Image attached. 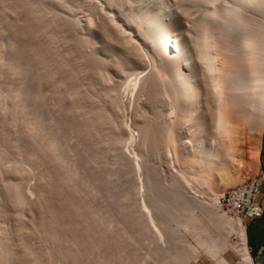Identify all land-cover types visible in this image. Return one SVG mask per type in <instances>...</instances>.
I'll use <instances>...</instances> for the list:
<instances>
[{"label": "bare ground", "instance_id": "6f19581e", "mask_svg": "<svg viewBox=\"0 0 264 264\" xmlns=\"http://www.w3.org/2000/svg\"><path fill=\"white\" fill-rule=\"evenodd\" d=\"M92 1L46 0L39 3L34 1L40 5L42 11L52 12L58 19L63 17L61 19L63 22H65L66 18L69 20L70 17L69 21L66 20L63 23L64 25L62 24L63 26H59L61 25L60 22L59 25L57 23L58 26L56 27L61 28L60 38L65 39L66 43H70L68 47L71 46L72 48L68 49L71 52H68L67 47L63 48L60 46L65 51L54 47V43L52 44L51 41L56 35H54L53 29H49V27H46L47 29L39 28V16L37 18L35 17L36 15L34 16L35 18L31 17V21H28L29 24L26 26L28 27L26 32H31L32 30L36 32L37 36H44V39H49V43H45V45H48L44 49L45 51H39L38 46H34L35 43L34 45H24L25 49H23L31 50L35 53L36 57L39 56L40 59L44 60L42 62L46 63V73L44 71L42 73L41 71L40 76L49 77L50 80H53V78L58 77L67 68L64 72L66 74L64 78L62 74L58 79L62 77L63 79L59 81L60 84H64L65 87L69 86L67 87L70 90L67 89L68 95L64 96L60 89H56L55 92L53 91L54 95H50L54 96V98L49 97V99L52 98L53 100L50 99L51 101H60L62 104H67L68 102L71 105L66 110L74 118V131L79 135L81 141H84L85 145L87 143L86 147L89 146L90 160L92 162H99L97 160L105 158L103 152L99 150H102L101 146L100 148L98 147L101 142H104L102 140L106 139L108 144L111 143L116 146V144L121 145L123 142H126L125 140L127 139L124 134L125 129H122L126 121L123 120L124 116L122 118L121 111V118L120 116L115 117V112L123 108L121 103L127 96L124 98L121 95L124 98L121 100L122 97H119L121 90L120 92L118 91L119 87H116V89H118L117 92L120 94L115 92L112 95V90L115 91V89H112L114 85L123 86L119 81L122 80L123 82L127 77L124 82V95H126L127 91L134 97L133 101L136 99V103H138H133L136 107L133 105L134 110L132 108L131 111H134L133 115L135 118L131 115L134 118V122L130 123L129 121L130 124H127V129L129 128L128 131L130 132L128 142L133 144L139 139V145H137L139 151L137 152L141 150V154L136 152L132 154V151H130L133 156L136 155V159L129 157L132 160L128 158L127 160V153H122L124 149L122 148L124 146L122 144V147L119 146L122 149H119H121V153L124 155H120L119 157H121L120 159L124 163L128 162L127 165L131 166L130 169H132L131 171L134 170V174H136L135 169L139 173H137L138 176H136L137 174L135 175V179L129 181L133 183V188L136 189L135 192L138 191V194L141 195L140 198V195L137 194L139 197H136V199L139 200H135L134 202L136 211L132 222L133 226L139 230H137L140 233L139 235L142 234V237H147L148 240L150 239L152 243L156 244L155 251L161 258H170L169 263L166 261L164 264H189L199 259L200 256L196 255L198 252L196 250L198 249L187 247L188 242L183 237L185 233H183L182 229H185V231L193 229L201 238L203 237V243H201L203 246L202 254L204 253L214 264H232L226 257L229 251H232L237 256L238 260L236 264H254L246 236V225L249 220L245 218V208L238 201L237 196L241 195V192L251 190L252 184L260 179L259 175L245 183L240 181L243 184L238 182L244 162L241 159L243 156V152L241 153V141L243 142V138H241L243 135L242 129L244 127L245 129L247 128L248 134H250V130L255 131L260 135L259 138H261L264 128V0H189L187 4L183 3L182 0H99L100 2L95 0L99 2L100 6L95 1L91 4ZM12 2H15V5L21 4V2L22 4L23 2L34 4L31 0H12ZM32 7L34 6L32 5ZM63 8L68 9L69 17L65 18L66 12H64ZM16 9L14 10L17 12ZM81 10L83 12L84 10L88 11V14H83ZM76 11L80 14L81 18L84 15L85 19L79 18V14L77 15ZM96 15L101 17L100 21L97 20L98 17ZM71 30L75 34H70L72 33ZM57 49L62 50L63 53L66 52L69 56L65 60H63L64 57L61 58L63 60L61 63L55 59L56 57H53L56 52L58 55L59 51ZM143 51H145L144 55L147 53L145 55L148 56L147 60L143 59ZM62 52H59V56L63 55ZM71 55L73 57H70ZM2 59L0 58V74L3 71L5 72ZM74 60L78 61V63L74 64ZM145 61L150 62L149 66L151 70L146 69L150 68L149 66H143ZM71 65L73 69H70ZM42 67L44 66L42 65ZM140 68H143L144 71L145 69L149 70L150 72L144 75L146 71L140 72ZM8 69H11V74H15L16 76H22L25 72H23L22 66L16 63H13ZM42 70L44 69L42 68ZM107 73L109 75L110 73L113 74L112 76L110 75L111 77L116 76V78H121V80L115 78L116 81L112 78L115 83L112 85V88L104 86L105 84L101 85L103 87L100 86L104 82L99 83V81L104 80L107 82L108 77L106 76L107 79H105ZM124 76L123 80L122 77ZM117 81L120 83L119 85H116ZM60 84H58V87H60ZM95 86L98 89L99 86L101 87L100 89L105 92L104 97L111 96V100H107L105 105L103 104V102L105 103L102 97L103 94L101 96L102 91L98 90L96 92L97 88ZM29 88L26 87L28 89L27 93L32 92V88L30 91ZM91 88H94V92L91 91L93 95L100 92L99 96L102 97L103 102L100 101L101 97L99 98V96L93 97L92 95V97L93 100L95 97H98L101 105L103 104L102 107L97 106V104L100 105L98 101H96L98 102L96 105L94 104L96 102L93 103L92 97L89 94V89ZM108 88L112 90L109 91ZM2 90L0 86V91ZM18 92L10 91L8 88L6 93L7 97L15 102H12L15 104V111L19 110L20 112L25 108L27 109V107L25 105L26 100H24L26 98L22 96V93ZM47 95L45 92H34L35 97H40L42 100L45 98V101L49 96ZM31 96L32 94H30ZM117 96L119 97L118 99ZM8 98L6 99L8 100ZM68 98H71L72 102ZM139 100L142 103L139 104ZM107 103H110L108 104L110 105V109H106ZM127 105L128 103L126 104V108L128 107ZM130 107L129 105V108H127L128 113L130 112ZM38 116L37 114L36 119L34 118L35 122L33 124H29V126L25 123L26 126L23 127L29 131L32 130L31 133L34 132L35 134V130L40 128L39 126L44 125V120H41ZM131 116L129 118L125 116V119L129 120ZM118 120L120 124H118ZM116 123L118 127L122 123L124 124L118 128ZM115 128H121L123 132L120 133V130L119 135L116 133ZM135 130L138 132V135L134 133ZM40 131L42 132V129ZM129 132H126V134H129ZM245 134L244 136H246ZM41 135L39 137H42ZM99 136H105L106 138L102 137L103 139L100 141ZM31 139L33 140L34 138ZM9 143L8 145L11 147ZM5 144L1 145V147L5 146ZM8 145L7 147L9 148ZM30 145L28 144V146ZM19 146L21 145L19 144ZM24 146L26 145L23 144V148ZM28 146H26V149H29L27 155L23 154L22 150L20 151L21 155H26L29 158L37 156V152H35L37 150H31ZM48 147H50V144ZM48 147H46L47 151ZM4 148L3 150L8 149ZM26 149L23 152H27ZM129 149L132 150L134 148ZM135 149L138 150L136 147ZM49 151H52V149H49ZM4 152L0 151V166H2L1 163L7 157L5 155L8 152L6 151V154ZM159 156H163L164 159L167 156L170 157V159L167 157V160H170V162H167L166 159L162 160V164L163 161H166L168 167L173 169L169 168L172 172L170 171L171 174L168 177L159 176L161 168L159 169L154 164L156 161L154 163L151 161L155 160L153 159L154 157L157 160ZM161 157L159 159H162ZM141 158L143 160L140 161ZM19 161L17 159L13 161L15 166L12 169L14 172L20 171L18 173L23 174L21 172L22 167L18 168ZM3 163L5 164V162ZM26 172L28 174L30 171ZM51 173L53 172L51 171ZM111 173H113L112 170ZM111 173L109 171L107 174ZM113 174L109 176H113ZM25 175H23L24 178L30 176V173L29 175ZM55 175L58 177L57 174ZM218 176L221 177L220 182H218L219 180L217 181ZM62 177L65 178L64 175ZM54 179L56 181L54 180L53 183L49 181V184L48 180H46L48 185L41 182L42 184L39 188H37V185L36 189L34 188L39 195L38 197L35 193L36 191L34 192L39 198V202H37L38 207L34 204L39 210V216H37V219H34H36L41 228L40 230L42 231L40 233L42 232L43 237L53 239V242L57 241L61 245L57 246V250H52H56L55 253L61 256L65 264H87L89 263L87 262V258H89L88 247L92 246L90 249L96 247L95 240H97L93 225L90 226L87 222L90 219L89 223L92 222L93 224L96 220L88 217L80 202L72 198V194L67 189H64V179H60V177ZM61 180L64 185L61 183ZM9 181L11 182L7 184L11 197H8L12 199L10 202H13L14 207L17 206V209H21L20 207L23 208L25 205H29V203L31 207V199L29 201L31 192L29 193L30 196H28L29 189L27 190L28 192H25L26 186L22 187L21 184L23 183L20 182V184L18 182L20 181L19 179L17 181L16 179ZM236 182L241 185L236 186L235 184L233 186ZM216 183L218 187L219 184H224L227 187L232 186L227 193L219 194L215 191L218 188L213 189V187L217 186ZM214 184L215 186H213ZM221 201H228L233 214H230L222 206ZM19 233L21 234L20 230ZM35 233L33 232L32 234L35 235ZM10 234L0 225L1 264H13L15 262V256L12 254L15 251L11 250L12 246L9 244L11 241L8 240L9 237L12 238L13 236H9ZM231 235H236V241L230 240ZM7 241H9L8 245L11 246L10 248L7 245ZM61 242L65 243L64 247L66 248L62 247L63 244ZM162 242L167 245L164 247ZM77 248L78 250H75ZM48 249L50 251H47V255L51 254V257L53 251L50 248ZM117 251L119 252V250ZM35 253L36 249H33L30 255L33 254L32 257L34 255L37 256L38 254ZM115 255L117 256V254ZM104 257H98V260L102 261V258L104 259V263H106L109 259L107 258L105 261L106 257ZM23 261L25 262V259ZM99 261L98 263L100 264ZM92 264H94V261ZM108 264L111 263L108 262Z\"/></svg>", "mask_w": 264, "mask_h": 264}, {"label": "rangeland", "instance_id": "374dc122", "mask_svg": "<svg viewBox=\"0 0 264 264\" xmlns=\"http://www.w3.org/2000/svg\"><path fill=\"white\" fill-rule=\"evenodd\" d=\"M34 1L36 3H39V2H45L46 0H31V2L34 3V4H26V2H23V4H22V2H21V4H16V5L14 4L15 2L14 3L12 2V0H0V42H1L0 43V56H2L0 58L2 59V58L5 57L4 59H2L4 61V62L2 61V63H4L5 72L3 71V72H1L2 74H0V77H1L0 78L1 79L0 80L1 90L3 89L2 90L3 93H6L8 88H9L10 91H15V92L19 91L20 93H22V96L24 98H26V99H24L22 97V99L26 100L25 101V105L27 107V109L25 108V109L22 110L23 112L22 111L19 112V110L15 111V104H13L15 102H13L12 99L10 100V98L7 97V93L3 94L2 91H0L1 92L0 93V96H1L0 97V127L3 129V131H2V129L0 128V151L1 152L5 151L4 154H6V151L8 152L5 155V156H7L6 159H5L6 161L5 160L3 161V162H5V164L2 162L1 165L3 167L0 166V225L4 229H6V232L8 234L11 233L9 236L13 235L12 238H10L8 236L9 237L8 240L11 241V242L7 241V245H8V242H9V244L12 246L11 247V246L8 245L9 248L11 247V250L13 252L15 251V253H17V254H15V253L11 252L15 256V258L13 257L14 261H15L14 263L15 264H20V262L22 261L21 264H26L29 261L30 258L31 259H30L29 262H31V261L33 263L36 262L37 264H63L64 263V261L62 260L61 256L58 253H55L57 248H58L57 246H61V245L59 243H57V241L53 242L54 241L53 239H49V238L47 239L45 236L43 237L42 236V232L40 233V231H42V230H40L41 228L39 227L38 223L36 222V219L38 218L37 216H39V214H38L39 210H38V208H36L37 202H39V198H38L39 195L37 193V190H35L36 189V185H37V188H39L42 183L43 184L46 183L45 185H48L46 180H48V182L50 181V182L53 183L54 180L56 181V179H54V178H59V177H60V179L61 178L64 179L63 180V183L65 184V188L64 189H67V191L72 194L71 195V196H73L72 198H75V200L80 202V204L82 205V207L86 211L85 213L88 215V217H90L93 220H96V222H97L96 223L94 221L93 224H92V222L89 223L90 219L88 218L89 220H88L87 223L90 226L93 225V229H95L94 233L96 232L95 236H96V239L98 240V242H97V240H95V242L97 244L95 243L96 247H93V249H90V248H92V246L88 247V251L87 252H89V254H88L89 258H87V262H89V263H87V264H92L93 261H94V264H99L98 263V261H99L98 259L101 256L102 257L103 256L106 257L105 261L107 260V258L109 260H107L106 263H104V259L101 258L102 261H99L100 264H103V263L104 264H108V262L111 263V264H112V262H113V264H137V263L138 264H164V263H166V261H168V263H169L170 258H164V257L161 258L159 256V254L156 253V251H155L156 244L152 243V241L150 239L148 240L147 237L146 238L142 237L141 236L142 234L139 235L140 234V233H138L139 230L136 227H134L133 223H132L133 222V218L135 216L134 214H135V211H136L135 210L136 208L134 206V202H135V200H139V199H136V197H139L138 195H140V194H138L139 193L138 191H136L137 193L135 192L136 189L133 188V185H132L133 183H131L129 181L132 180V179H135L136 178L135 175L138 172H136L137 169H135V173L136 174H134V170L131 171L132 169H130L131 166H129V164L127 165L128 162L126 161V163H124L123 160L121 161V159H120L121 157H119V156L120 155H124L125 153H127L126 155H128V157L125 156L126 159L128 158L130 160L132 157H133V159L134 158L136 159V157H135L136 155L133 156L132 154L134 152L141 154V150H140V152H137V151H139V147L137 146V145H139V142H138L139 139L136 140L138 144L137 143L135 144L136 141L133 143L134 145L130 144L128 142V138L130 137L128 135H130V132L128 131L129 128L127 129V127L132 121L134 122L133 119L135 118V116L133 115L134 111L133 112H131V111H132V108L134 110V107H136V105H134V104H138V103H136L137 102L136 99H135L136 101L135 100L133 101L134 97L131 96V94L128 93L127 91H126V95H124V93H125V91L123 92V90L125 89L124 82H125L127 77L126 78H125V76L122 77L123 80L125 78V80L122 82L121 78H118V77L116 78V76L115 77L114 76L111 77L113 74L110 73V75H111L110 76L109 73H107L108 75L107 74L105 75V79H107V77H108V79L106 80L108 83L105 82L104 80L103 81H99V83L104 82L103 84L101 83L100 86L105 84L104 86H106V87L110 86L111 88H112V85L115 84L114 83V81H116L115 78L117 80H121L119 82L121 84H123V86H121V85L120 86H115L114 85V87L112 89H115V91L112 90L111 88H108V89H109V91L112 90V95H114L115 92L119 93L120 90H121V92H120L121 94L119 93L120 96H119V94H118V96L119 97L124 96V98H126V96H127L126 99H124L123 97H122V99L120 98L121 100L124 99L122 103L119 100V102L121 103V106L123 107L122 109L125 110V111L123 112V110L120 109V110H117V112H119V113L115 112V114H116L115 117H117V116L119 117L120 116V118H121V115H122V118L124 116L123 120L126 121L125 124L122 123V125L124 124L123 125L124 128H122V129L123 130L125 129L124 130L125 131L124 134L126 136L123 133H122V135L127 138V139L125 138L126 139L125 141L127 143L122 141L123 142L122 144L124 145L122 147L121 146L122 144L121 145L120 144L119 145L116 144V146H115L114 144H111V143L108 144L106 139L102 140L104 142H101V144L98 147L100 148V146H101L102 150L101 149H99V150L103 152V154L105 155V158H102L103 160L102 159L97 160L99 162H92L90 160V148H89V146L86 147L87 143L85 145L83 143L84 141H81V138H79V135L74 131L75 130V123L73 122L74 118H73V116H71V113L68 110H66L71 105L68 104V102H67V104H62L60 101H57V100L51 101V100H53L52 98H54V96L52 97L50 95H54V92H55L56 89H58V90L60 89L62 91V94H64V96L68 95L69 88H67V87H69V86L65 87L64 84H62V83L60 84V82H59L61 79L64 78V75H66V74H64V72L67 70V68L65 69V71H63V73H62L63 75L60 73V75H62L63 78L60 77L58 79V77L60 76L59 75L58 77L53 78V80H50L49 77L40 76L41 71H42V73H43V71H44V73H46V63L42 62L44 60L40 59L39 56L36 57L35 53H33L31 50L30 51L27 50V49L23 50V49H25L24 45L25 46L31 45V44L34 45V43H35L34 46H38V48H39L38 50L41 51V52H42V50H44V49H46L48 47V45L47 44L45 45V43L46 42L49 43V39L45 38L46 39L45 40L43 38L44 36L43 37L42 36L39 37V35L37 36V34H35L36 32L32 31V30H31V32L30 31L26 32L28 30V27H26L29 24L28 21H31V17L33 18L35 15H36L35 16L36 18L39 16V18H38L40 20L39 24H38L39 28L47 29L49 27V29L50 28L53 29L54 35L57 36V37L55 36L53 38V40L55 42L53 40L51 41L52 44L54 43V47H58L59 49H63L65 47H67V50H69L68 48H72L71 46L68 47L70 43H66L64 41L65 39L63 40L62 38H60V35H61L60 33L62 32L60 30L61 28L56 27V26H58L60 24V22H61V25H59V26L60 27L63 26L64 25L63 23H65L66 20H68V18H66V17L67 16L69 17L70 14L68 13V9L63 8V10H65L64 12H66L65 13L66 16H65L64 13H62L63 16H65V18H66L65 22H63L61 20V19H63V17L58 19V18H56L55 14H53L52 12L45 11V10L42 11L40 5L36 4ZM94 1L95 0H93L91 2V4H93ZM97 1H99V0H97ZM97 1H95V3L99 4L100 1L99 2H97ZM188 1L189 0H182V2L186 3V4L189 3ZM11 4H12L14 9L17 8L16 9L17 12L12 8ZM24 4H26V5H24ZM14 5H15V7H14ZM32 5L34 7H32ZM98 6H100V4ZM10 9H13V10H10ZM85 9L87 10V8H85ZM14 11H15V13H14ZM78 11H80V10H78ZM81 12H83V10H81ZM76 13H77V11H76ZM85 13L88 14V11L84 10L83 14H85ZM78 14L79 13H77V15ZM96 16H95V18H96ZM78 17L81 18L80 14L78 15ZM82 17L84 18V15ZM99 17H98V19L97 18L96 19L97 20H99V19L101 20V17L100 18ZM83 18H81V19H83ZM58 20H60V21H58ZM69 20H70V17H69ZM24 22H25V24H24ZM45 23H47V24H45ZM48 23H51V24H48ZM57 23H58V25H57ZM52 25H54L53 26L54 28L51 27ZM58 28H59L60 31L58 30ZM19 29H20V31H19ZM41 29H38V30H41ZM71 32L72 33H70V34H75L73 32V30H71ZM66 44H68V45H66ZM60 46L63 47V48H61ZM59 49H57V51H59L61 53L62 50L60 51ZM18 50H20V51H18ZM63 51H65V50L63 49ZM59 52H58V55H57V52H56L54 54V56L53 55H51V56H53L54 58L56 57L55 59L57 61H60V63H61V62H63V60L67 59V57H69V56H68V54L66 52H65L66 54L62 52L63 55L59 56ZM68 52H71V50H69ZM144 52L145 51L142 52L143 56H144L143 59L147 60L148 56H145V55H147V53H145V55H144ZM70 57H73V56L71 55ZM61 58H63V60ZM39 60H41V61H39ZM148 61H149V59H148ZM13 63L14 64L15 63L16 64H20V66H22L23 72L25 71L22 74V76H20V75L16 76L15 74H13V75L11 74L12 70L11 69L9 70L8 68ZM73 63L77 64L78 61L74 60ZM149 64H150V62H146L145 61V64L143 66L147 65V67H148ZM42 65L44 67H42ZM72 65L70 66L71 67L70 69H73ZM42 68L44 70H42ZM146 69H150L151 70V67L150 68H146ZM146 69H145L146 72L144 71L143 68H140L139 70H140V72L144 71L145 73L144 72L143 73L145 75V74H147V72H150L149 70L147 71ZM14 77H17V78H14ZM109 78H111V79H109ZM112 78H114V81H113ZM57 82H59V83H57ZM110 82H112V83H110ZM117 82H116V85L117 84L119 85L120 83L119 82L117 83ZM58 84H60L59 85L60 87H58ZM97 86H95L97 88L95 91L96 92L98 90L102 91L101 92V96L103 94L102 97L105 100V103L103 102L102 97L99 96L100 92L97 93L98 95L96 94V92H95L96 95H93L94 88L89 89L90 91L88 90L89 94L91 95V97H92V95H93V97L94 96H99V98L101 97L100 101H102L103 104L105 105L107 100H109V99L111 100V98H110L111 96L109 95L110 93L108 94L109 98L108 97L107 98L104 97V93L105 92H103V90L100 89L103 86H101V87L99 86V89H98ZM26 87L27 88L30 87L29 91L32 88L31 89L32 92H28L29 93L28 94L26 92L28 90V89H26ZM106 87H104V88H106ZM116 87H119L118 88L119 90L116 89ZM122 87H124V88L122 89ZM108 89H106V90H108ZM117 90L119 92H117ZM35 91L37 93L45 92L46 95L49 93L48 94L49 96L47 95L48 98H46V101L44 100L45 98H43V100H42V98H40V97H39L40 98V100H39V98L34 96V92ZM91 91H93V92H91ZM113 91H114V93H113ZM2 94L5 95V96H3ZM30 94H32V96H34V97H32V96L30 97ZM106 94H107V91H106ZM118 96H117V99L119 98ZM49 97H52V98H50L51 100L49 99ZM93 97H92V100H93ZM6 98H8V100ZM97 98L96 97L94 98L93 103L98 101L100 103V105L97 104L98 102H96L94 104L95 105L97 104L98 107H100V106L102 107L103 104L101 105V102L99 101V98L98 99ZM68 99L70 101L72 100L71 98H68ZM127 99H128V101L131 100V99L132 100L129 101L130 102L129 103L127 101ZM140 100L142 101V99H140ZM140 100L138 101L139 104L142 103ZM108 102H110V101H108ZM125 102H126V104L128 103V105H127L128 107L127 108H129V105L131 106L129 110H130V112L132 114L130 112L128 113V109L126 108ZM131 103H132V105H131ZM55 104H56V106H55ZM58 104H60V105H58ZM108 104H110V103H107V105ZM25 105H24V107H25ZM133 105H134V107H133ZM109 106L110 105H108L107 108L105 106V108L106 109H108V108L110 109ZM120 111H121V115H120ZM39 113H41V114H39ZM81 113H83V112H81ZM81 113H79V114L82 115ZM127 113L129 114V116L133 115L134 118L131 116L129 120L125 119V116H126V118H129ZM37 114L39 115L38 117H40L41 120H44V123H43L44 125L43 126L42 125L39 126L40 128H37L35 130L36 133L34 134V132L31 133L32 130L29 131L23 126H26L27 124L28 125L29 124H33L35 122V119H36L35 117H36ZM68 114H70V115H68ZM117 114H119V115H117ZM79 118H81V117L79 116ZM120 118H117V119H120ZM79 121H80V119H79ZM129 121H130V123H129ZM121 122H122V120H121ZM25 123H26V125H25ZM118 124H120L119 120H118ZM116 125H117V123H116ZM122 125H120L119 127H121ZM71 127H73V128H71ZM117 127H118V125H117ZM118 128H115V131H116L117 134L120 135V133L123 132V131L121 130V128L120 129H118ZM41 129H42V132L40 131ZM117 129H118V131H117ZM26 130H27V133H26ZM23 131H25V132H23ZM28 131H29V133H28ZM69 131H70V133H69ZM119 131H120V133H119ZM135 131H134V133L135 134L137 133L136 135H138V132L137 131L135 132ZM251 131L252 130H250V134H248L247 133V128L245 129V127H244L242 129V134L243 135L241 134L242 135L241 138H243V142L241 141V143H242L241 144V147H242L241 153L243 152L242 153L243 156L241 157V159L244 161L243 162V166H242L241 171H240V174H239V181H238L241 184H243L245 182H248L251 179H254L255 177L259 176V174L261 173L260 160H259V145H260V140H259L260 138L259 137H260V135L257 132H255V131L254 132L253 131L251 132ZM37 132H38V134H37ZM126 132L127 133L129 132V134H126ZM245 132H246V134H245ZM39 133H41V134L44 133L45 135L43 134L44 135L43 136V135H41ZM31 134H32V137H31ZM244 134L246 136H244ZM39 135H41L42 137H39ZM75 135H77V136H75ZM36 137L40 138V139H37ZM43 137H44V139L45 138L46 139L44 140ZM99 137H100V141H101V139H103L102 137H105V136H102V137L99 136ZM122 137H121V139H122ZM31 138H34V139L32 140ZM35 138H36V140H35ZM123 140H124V138H123ZM26 141H28V142L25 143ZM9 142H11V143H9ZM80 142H82L83 145ZM8 143L11 144V147L8 145ZM41 143H42V145H41ZM4 144H5V146L1 147V145H4ZM19 144L21 146H19ZM23 144H25L26 146H28V144L29 145L32 144V145L28 146V148H30L31 150H37L35 152H37V156L38 157L37 156H35L34 158L33 157H30V158L27 157L26 155H27L29 149L27 150L26 146H24V148H23ZM47 144H48V146L50 144V147L46 146ZM7 145L9 146V148L7 147ZM43 146H44V148H43ZM119 146L124 148L122 150L123 152L121 151L122 148L119 147ZM129 146H131V147H129ZM4 147H6L8 149L7 150H3V149H5ZM46 147H48L47 148L48 151L46 150ZM51 147H53L55 149H53ZM85 147H86V149H85ZM132 147L134 149H132ZM135 147L138 148V150H136ZM119 148H121V149H119ZM129 148H131L132 150H130ZM24 149L27 150V152L25 151L26 153L23 152ZM49 149L50 150L52 149V151H49ZM20 151L23 154H26V155H24V156L21 155L22 153ZM130 151H132V154L130 153ZM121 152L124 153V154H122ZM257 152H258V154H256ZM128 153L130 154V156H129ZM253 156L255 157V160H254ZM129 157H131V158H129ZM160 157L161 156H159V158ZM167 157L165 158L166 161L170 162V160H167ZM257 157H258V159H257ZM31 158H32L33 161L30 160ZM159 158L156 160V157H154L153 159H155V160H151L153 163L156 161L154 164H156V166L159 169L161 168L160 169L161 171L159 170V176H162V177L170 176V174L172 172L171 170H173V169L171 167H168V165H167L168 163L166 161H165L166 163L163 161V164H162V160L164 159L163 156L161 157L162 159H159ZM16 159L21 161V162L19 161V163H18V165H19L18 168L22 167L21 168L22 169L21 172L23 174L18 173L20 171L14 172L13 169H12L15 166L13 161L16 160ZM168 159H170V157H168ZM36 160H39V161H36ZM141 160H143V158H141L140 161ZM134 162H135V160H134ZM3 164L5 165V167H4ZM253 165H255V166L253 167ZM169 168L171 170H169ZM111 170L113 171L114 174L111 173ZM26 171H30V172H28V174H27ZM51 171L53 173H51ZM109 171H110L111 174H113V176H109L111 174H109V175L107 174ZM65 172H66V174H65ZM29 173H30V176H26V175H29ZM39 173H41V174H39ZM44 174H45V176H44ZM55 174H57L58 177ZM138 174L136 176H138ZM17 175H20V176H17ZM23 175H25L27 178L26 177L24 178ZM63 175H64L65 178L62 177ZM40 176L42 177V180H41ZM45 177H46V179H45ZM66 177H68V178L66 179ZM218 177H217L218 178L217 181L219 180L218 182H220L221 181L220 180L221 177L220 176H218ZM47 178H49V179H47ZM14 179H16V181H17V179H19L20 180V181H18L19 183L22 182L23 184H25V185H23V184L20 183L22 187L26 186L25 187L26 189H24V190H25V192L29 191L28 192V196L31 195L29 197V201L31 199V201H30L31 202V207H30V203H29V205L27 204L28 206L25 205L23 208L20 207L21 209H19V208L17 209V206L14 207L13 202H10V201H12V199H10L8 197V196L11 197V195L9 194L8 184L7 183L11 182L9 180H13L14 181ZM66 180H67V182H65ZM240 181H242L243 183L240 182ZM50 182H49V184H50ZM238 182L234 183L233 186L235 184H236V186L241 185ZM61 183H62V180H61ZM45 185H43V186H45ZM216 185H217V183H216ZM213 186H215V184ZM224 186H225L224 184H219V187L217 185L215 188L213 187V189L215 190L216 188H218L215 191H217V193H219V194H221V193L224 194V193H227L230 190V187L232 185H230L228 187L225 186L226 188ZM31 188H32V191H31ZM33 189H34V191H33ZM69 190H72L73 193H72V191H69ZM32 192H33V195H32ZM34 192L38 195V197H37V195ZM29 193H30V195H29ZM128 193H129V195H128ZM140 198H141V195H140ZM18 210H20V211H18ZM21 210H22V212H21ZM223 210L226 211L224 208H223ZM20 213H22V214H20ZM34 218H36V219H34ZM35 222H36V224H35ZM24 227H25V229H24ZM26 228H27V230H26ZM7 230L10 231V232H8ZM17 230H18V232H17ZM19 230H20L21 234L19 233ZM31 230L34 233L36 232L35 235L32 234L33 232ZM27 231H28L29 234L26 233ZM182 231H183V233H185V234H183L184 235L183 236L184 239H187L186 241L188 242V246L186 244L187 242L185 243V245L187 247H189V248H192V249H194V248L198 249V250H196V251H198L196 255H198V257L200 256L199 259L196 262L192 261L189 264H214L212 260H210L207 256L204 255V253L202 254L203 246H202L201 243H203L202 242L203 237L201 238V236L198 235L196 233V231L193 230V229H188V231L187 230L185 231V229H182ZM23 233H25V234H23ZM30 233L33 236H31ZM15 234H17V235H15ZM26 234H28V235H26ZM233 236H235V237H233ZM42 239H44V240H42ZM100 240H102L101 243H99ZM230 240L236 241V235H231L230 236ZM105 242H107V243H105ZM37 243H38V245H37ZM62 244H63L62 247L66 248V247H64L65 243H62ZM46 245H47V247H46ZM166 245L167 244H164V247ZM48 248H50L51 250L52 249H56L54 251L52 250L54 253L51 251L52 252V256L51 257H50L51 254L47 255L48 254L47 251H50ZM33 249H36V253L35 254H38L37 256L34 255L32 257L33 254L30 255V253H31V251ZM46 249H48V250H46ZM75 250H78V248L75 249ZM117 250H119V252ZM189 250H191V249H189ZM38 251H39V253H38ZM44 251H46V252H44ZM92 252H93V254H92ZM44 253L46 254V256H45ZM199 253H200V255H199ZM56 254H57V256H56ZM102 254H104V255H102ZM115 254H117V256ZM226 257L228 258V260L232 264H236V262L238 260L237 256L232 251H229L226 254ZM23 258L25 259V262L23 261L24 260ZM33 259H37V260H33ZM111 259H112V261H111ZM134 259H135V262H134ZM91 261H92V263H91ZM12 263H13V261H12ZM33 263H29V264H33ZM2 264H4V263H2Z\"/></svg>", "mask_w": 264, "mask_h": 264}, {"label": "crops", "instance_id": "0c3cea01", "mask_svg": "<svg viewBox=\"0 0 264 264\" xmlns=\"http://www.w3.org/2000/svg\"><path fill=\"white\" fill-rule=\"evenodd\" d=\"M259 145V160L261 173H264V128ZM260 175V174H259ZM264 207V196L262 198ZM247 242L251 250L254 264H264V215L246 225Z\"/></svg>", "mask_w": 264, "mask_h": 264}, {"label": "built area", "instance_id": "2783aa9c", "mask_svg": "<svg viewBox=\"0 0 264 264\" xmlns=\"http://www.w3.org/2000/svg\"><path fill=\"white\" fill-rule=\"evenodd\" d=\"M264 196V173H260L259 181L252 184V189L241 192L237 196L238 201L245 208V218L250 221L260 219L264 215V207L262 206V198ZM222 206L230 213V205L228 201H221Z\"/></svg>", "mask_w": 264, "mask_h": 264}]
</instances>
